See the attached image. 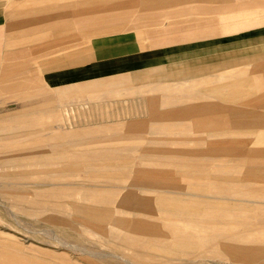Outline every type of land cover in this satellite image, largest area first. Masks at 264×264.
<instances>
[{"label":"crops","instance_id":"1","mask_svg":"<svg viewBox=\"0 0 264 264\" xmlns=\"http://www.w3.org/2000/svg\"><path fill=\"white\" fill-rule=\"evenodd\" d=\"M56 1L64 8L82 2ZM85 1L91 5L101 2ZM5 4L0 2V85L19 74V63L25 60L26 55L23 48L13 45L23 44V35L29 38L34 35L38 40L49 36L60 41L64 34L68 36L73 30L72 19L75 17L93 26L124 20L119 23L120 29L109 33L104 31L91 38L88 42L92 47L91 57L81 58L80 62L76 57L63 61L61 50L63 63L48 68L44 75L51 77L50 85L54 86L57 94L54 102L60 106L75 104L82 107L88 104L82 100L85 93L97 90L112 92L115 87H124L127 95L134 96L141 103L139 107L144 108V112L140 118L123 123L107 121L92 126L76 125L74 129L64 127L62 121V124L50 126L52 122L35 119L60 117L59 113L52 111L34 110L23 115L2 117V150L20 148L24 143L35 149L38 140L51 141L53 145H38V148L49 149L62 146L54 140L72 142L70 140L80 135L110 134L109 139L117 136L109 141L75 142L77 148L71 157L63 149L62 152H50V156L28 159L19 158V153H3L4 160L0 161L3 172L55 173L58 181L62 177H57V172H63L70 174L65 178L76 179L75 183L79 181L76 184H57L53 188L222 189L224 182L246 180L250 188L264 183V165L256 168L253 163L250 166V158L256 156L252 152L255 150L247 148L240 154L237 148L241 140L264 141V71L261 68L247 71L253 60L264 56V0H130L126 1V6L118 4L109 10L90 6L85 12L75 15L77 13L61 8L49 16L45 11L22 21L9 19L8 14L23 10ZM146 12L151 13V17L147 18ZM142 21L151 23L145 40H140L137 34L146 29L140 26ZM257 28L262 29L260 35L247 40L233 38ZM218 38L229 40L210 44L209 41ZM141 42L149 46L142 47ZM190 45L194 46L174 50L175 47ZM73 51L72 48V56ZM188 64L198 65L191 69L157 72ZM126 73L129 74L123 76ZM140 75L146 76L142 78ZM33 83L38 89L43 86L39 79ZM44 108L37 110L43 111ZM227 141L236 143V148L229 154L223 153L227 148L224 142ZM119 149L135 153L128 152L124 158L117 159L115 155L120 154ZM259 153L264 156V149ZM227 155L248 157L245 170H241L238 164L224 169L222 164L214 165L217 160H213L214 164H201L207 157ZM141 161L172 168L168 171L146 170L136 166ZM35 166L45 168L35 169ZM51 166H63V169L48 168ZM74 172H86L84 177L89 175L91 179L80 180L81 174L77 176ZM89 182L98 184H85ZM127 182L131 183L119 184ZM257 203L264 204V201Z\"/></svg>","mask_w":264,"mask_h":264},{"label":"rangeland","instance_id":"2","mask_svg":"<svg viewBox=\"0 0 264 264\" xmlns=\"http://www.w3.org/2000/svg\"><path fill=\"white\" fill-rule=\"evenodd\" d=\"M126 1L130 0H101L91 5V2L82 0L64 8L56 0H0L5 5H13L16 10H23L8 14L9 19L16 18L20 21L36 17L45 11L49 16V13L53 14V11L61 8L77 13L75 15L85 12L90 6L97 9L102 6L104 10H109L118 4L126 6ZM28 3L31 4L27 5ZM148 16L151 17V13H147V18ZM76 19H72L73 30L68 36L64 34L60 41L49 36L38 40L34 39V35L30 38L23 35V44L13 45L15 48H23L26 56L19 63L18 76L0 85V118L23 115L34 110L52 111L59 113L60 117L35 119L52 122L50 126L62 121L64 127L74 129L76 125L92 126L107 121L123 123L142 116L144 108L139 107L141 103L134 96L127 95L124 87H115L112 92L97 90L85 93L82 100H86L88 104L82 107L75 104L60 106L54 102L57 94L54 86L50 85L51 77L44 75V72L63 63L61 50L63 61L72 57L78 58V61L91 57L92 47L88 43L91 38L104 31L109 33L120 29L119 23L124 21L93 26ZM150 24L142 21L140 26L146 29L138 31L140 40H145ZM261 28L233 38L247 40L248 37L260 35ZM228 40L229 38H218L209 42L213 45ZM141 46L149 45L141 42ZM193 46L175 47L174 50H185ZM196 65L198 64H188L157 72L191 69ZM256 68L264 71V56L253 60L247 66V71L252 72ZM145 76L140 75L142 78ZM38 79L43 85L40 89L33 86V82ZM23 88L26 89L23 91ZM40 107L46 108L43 111L37 110ZM134 112L136 113L131 114ZM69 121L73 123L69 124ZM109 137L110 134L101 133L100 136L80 135L70 140L72 142L54 140V143L60 142L62 146L49 149L38 148V145L51 141L38 140L35 149L24 143L20 148L0 149V161L4 160L1 155L3 153H19V158L28 159L50 156V152H62V149L71 157V153L77 148L75 142L88 144L109 141L117 136L112 139ZM224 145L227 148H224L223 153H232L236 148L233 141L224 142ZM237 148L240 154L246 152L247 148L255 150L252 152L256 156L250 158V166L253 163L256 168L264 165V156L259 153L264 149V141L241 140ZM128 152L134 151L121 149L120 154L115 157L122 159ZM213 160L219 163L216 161L214 164ZM248 160V157L227 155L207 157L201 164L210 165L213 162L218 166L222 164L224 169L238 164L241 170H245ZM136 166L155 171H168L172 168L156 166L152 161H141ZM62 167L48 168L62 170ZM65 175L70 176L69 173L57 172V177H62L58 181L55 173L3 172L0 167V257L9 261V264H264V204L257 203L264 201V183L250 188L247 187L250 183L246 180L224 182L222 189L53 188L57 184L79 182L75 183L76 179L65 178ZM74 175H80V180L83 181L91 179L89 175L84 177L87 176L86 172H74Z\"/></svg>","mask_w":264,"mask_h":264},{"label":"bare ground","instance_id":"3","mask_svg":"<svg viewBox=\"0 0 264 264\" xmlns=\"http://www.w3.org/2000/svg\"><path fill=\"white\" fill-rule=\"evenodd\" d=\"M242 86V85H241ZM237 87V86H236ZM169 89V88H168ZM170 95V94H169ZM187 99V98H186ZM183 100H185V99H183ZM176 101V100H175ZM126 198V197H125ZM137 198V197H136ZM128 199V198H127ZM135 201V200H134ZM125 202V201H124ZM135 203V202H134ZM139 203V202H138ZM132 205V204H131ZM138 205V204H137ZM229 235V234H228ZM129 236V235H128ZM131 236H134L133 234L131 235ZM249 238V237H248ZM253 240V239H252ZM3 263H6V264H9L10 262L9 261H7V260H5V259H2L1 257H0V264H3Z\"/></svg>","mask_w":264,"mask_h":264}]
</instances>
